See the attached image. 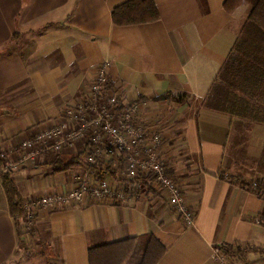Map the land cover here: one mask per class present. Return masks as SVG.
Returning a JSON list of instances; mask_svg holds the SVG:
<instances>
[{
	"label": "crops",
	"instance_id": "crops-1",
	"mask_svg": "<svg viewBox=\"0 0 264 264\" xmlns=\"http://www.w3.org/2000/svg\"><path fill=\"white\" fill-rule=\"evenodd\" d=\"M127 1L0 0V150L19 158L23 141L56 123L90 86L94 68L109 62L125 101L146 103L144 128L164 134L168 172L197 212L195 225L183 226L161 195L150 194L41 210L29 229L11 213L0 178V264H89L91 248L148 234L167 248L158 264H218L211 258L218 246L234 248L233 264H264V122L201 105L250 5L228 13L226 0H154L159 20L116 26L112 11ZM166 95L185 102L160 99ZM84 149L78 142L11 173L23 203L73 188L85 165L56 168ZM35 237L45 240L41 251L27 253Z\"/></svg>",
	"mask_w": 264,
	"mask_h": 264
},
{
	"label": "built area",
	"instance_id": "built-area-1",
	"mask_svg": "<svg viewBox=\"0 0 264 264\" xmlns=\"http://www.w3.org/2000/svg\"><path fill=\"white\" fill-rule=\"evenodd\" d=\"M109 67L104 62L94 68L84 94L60 111L56 123L50 120L45 130L23 141L19 158L13 150H0V178L35 165L41 157L56 159L65 147L82 142L86 166L75 186L23 203L22 217L29 229L41 210L64 211L86 202L123 203L143 198L148 191L161 195L173 218L192 228L197 213L168 172L162 153L164 134L144 128L141 114L146 103H127L123 88L110 81ZM211 258L218 264H233L225 246L214 248Z\"/></svg>",
	"mask_w": 264,
	"mask_h": 264
},
{
	"label": "trees",
	"instance_id": "trees-1",
	"mask_svg": "<svg viewBox=\"0 0 264 264\" xmlns=\"http://www.w3.org/2000/svg\"><path fill=\"white\" fill-rule=\"evenodd\" d=\"M246 3L250 5V10L244 26L201 105L233 116L264 122V109L261 108L264 106V0H226L224 8L228 13H233ZM159 18L154 0H129L112 11V21L120 27L152 23ZM160 99L172 100L177 104L185 102V99L172 95ZM85 156L86 152H83L70 163L56 168V171H67L76 165L86 166ZM58 163L56 161L54 165ZM1 180L11 213L15 217L22 216L24 204L11 173L2 175ZM254 184L253 189L260 190L258 193L261 194L259 185ZM148 192V195L159 196L155 192ZM226 248L230 252L234 250ZM166 252L167 248L158 238L148 234L91 248L89 264H158Z\"/></svg>",
	"mask_w": 264,
	"mask_h": 264
},
{
	"label": "rangeland",
	"instance_id": "rangeland-1",
	"mask_svg": "<svg viewBox=\"0 0 264 264\" xmlns=\"http://www.w3.org/2000/svg\"><path fill=\"white\" fill-rule=\"evenodd\" d=\"M262 109H264V106H262L261 107ZM144 115V114H143ZM142 115V116H143ZM165 115V114H164ZM159 116H162V114L161 115H159ZM165 116H167V115H165ZM164 116V117H165ZM41 238V237H40ZM35 242L33 243V244H31L28 248H27V250H24V251H26L27 253H30V252H35V251H38L39 249V251H41V243L42 242H44L45 240L44 239H36V237H35V240H34Z\"/></svg>",
	"mask_w": 264,
	"mask_h": 264
}]
</instances>
